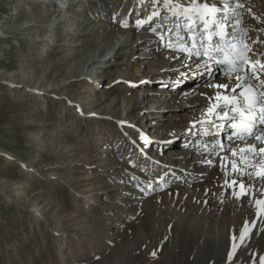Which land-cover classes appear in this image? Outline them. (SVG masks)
Here are the masks:
<instances>
[{"label":"rangeland","instance_id":"374dc122","mask_svg":"<svg viewBox=\"0 0 264 264\" xmlns=\"http://www.w3.org/2000/svg\"><path fill=\"white\" fill-rule=\"evenodd\" d=\"M233 1L231 18L248 42L255 37L244 15L251 12L263 21V6L259 8V0L222 3ZM58 3L65 9H56ZM161 3L0 0V264H169L171 254L183 257L180 236L167 232V222L177 226L184 212L174 211L162 187L142 197L157 171L140 161L138 145L147 157L157 159L158 147L171 141H197L220 153L230 148L226 141L242 140L245 146L246 138H238L237 130L220 144H208L207 133H199V139L196 133L179 137L173 130L179 127L162 116L151 117L186 104L181 98L160 100L168 98L166 89L178 92L202 85L210 90L213 86L204 84L228 69L216 62L225 58L221 53H213L210 65L204 60L185 66L186 71L161 69L159 63L164 65L171 50L168 43L174 40L165 36L166 22L168 32L172 24H180L173 14L163 17L165 23L159 14L153 16ZM138 19L142 23L136 27ZM116 22L132 26L134 47L118 45L122 37L114 29ZM189 29L195 30L194 24ZM176 35L185 46L191 45L183 38L188 29ZM199 36L204 43L203 31ZM100 51L105 55L98 60ZM136 67L140 74L133 72ZM135 101L139 103L134 106ZM190 108L200 111L198 105ZM183 118L188 122L189 117ZM229 121L223 122L227 130L234 128ZM203 122L210 123V118ZM197 123L189 120L184 131ZM169 149H163L166 156L160 160L171 165L174 152ZM180 150V163H186L184 148ZM182 170L191 174L184 166ZM136 210L139 213L129 219ZM126 220L118 237V225L123 227ZM145 221L150 224L145 226L147 243ZM177 230H183L181 225ZM195 254L190 264H195Z\"/></svg>","mask_w":264,"mask_h":264},{"label":"bare ground","instance_id":"6f19581e","mask_svg":"<svg viewBox=\"0 0 264 264\" xmlns=\"http://www.w3.org/2000/svg\"><path fill=\"white\" fill-rule=\"evenodd\" d=\"M223 1L225 0H201V2L208 3L209 5L215 4L219 9L215 14L228 30V40L225 43L227 49L223 52L224 55L227 53V56H230V53L234 54L235 51H245L249 53V58L252 60H259L264 63V44H260L264 41V14L262 17L263 21L251 12L244 15L243 21L246 28L249 32H254L255 37L250 38L248 42H244L241 37L239 24L231 18L235 14L230 11L232 6L235 7L234 1L227 4V7L222 3ZM176 4L187 7L190 4V0H178ZM258 5L259 8L263 6L262 9L264 10V0H259ZM57 6L56 9L58 10L65 9L63 3L62 5L58 3ZM156 12L159 14L160 22L164 23L163 17L173 14L171 8L165 7L164 0L158 5ZM239 13L238 15L242 19L243 14ZM179 18L180 24L178 26L172 24L170 32H168L170 23L166 22L165 36L170 35L174 40L169 41L168 44L171 47L170 55L164 58V65L159 63L160 68L168 72L176 69L186 71L188 69L185 66L199 64L204 60L207 65H210L211 63L209 62L213 61L214 58L209 60L204 59L206 57L204 55L205 48L208 46L205 42L202 43V36H199L202 31L199 17L195 14L192 15V20L195 21V30H193L195 33L189 27H186V25L191 24V21L183 15H179ZM137 21H140V19ZM137 26L138 23L136 24ZM131 27L126 26L123 22L115 23L114 29L122 37V39H118V45L129 44L132 47L135 46V41L132 38L134 30ZM185 28L188 29L189 35H184L183 38L189 40V43H191L188 46L182 43L183 39L177 40V35L173 36ZM54 32L56 31L54 30ZM181 35L178 37L181 38ZM193 36H195V41L193 40ZM254 40H258L259 44H254ZM193 43H195V48L193 47ZM197 52H199V55H197ZM101 54H103L101 51L98 55L96 54L98 60L101 58ZM150 55L153 54L150 53ZM210 55H212L211 51ZM180 60L183 62H180ZM166 66L167 69H164ZM139 68H134L133 72L140 74ZM258 68L259 66L257 65ZM246 69H248V65L241 68L239 75L252 86L250 92L255 96L258 92L264 91V87L260 86V81L264 80V71L262 74L257 71L259 79L255 77L249 79L252 76V70L246 71ZM132 74L131 76H133ZM236 76V71L231 72L222 69L214 80L204 84L213 86L210 90L201 88L203 87L202 85L194 88V90H180L178 92L166 89L169 94L168 98L164 99V97H161L160 100L166 101L170 99L174 102L178 98H181L186 101V104L179 105V108L172 107L171 111L155 113L151 117L162 116L167 119V123L179 127V129L173 128L179 137L194 135L196 133L195 138L199 139L201 138L199 133L203 132L207 133L208 144L213 143L214 140H219L220 144L222 138L232 135L234 129L230 130L228 128L227 130V125L223 124L227 118H221L222 111L220 108H217L214 113H209L208 108L215 103L214 97L217 92L225 95L234 94H230V89H219L214 87V85L227 83L235 87L237 83H241V81L236 80ZM242 90L244 89L237 88L235 94L238 95ZM151 92L157 93L158 91L151 90ZM182 92L185 93L181 95ZM155 99L158 100V98ZM138 103V101H135L134 106ZM192 105L200 106V111L196 112L195 109L193 111V108H190ZM224 111H228V109H224ZM184 114L186 117H189L188 122L189 120H193L199 121V123L184 131V127L188 125L187 120L183 118ZM176 117H178L177 120L175 119ZM231 117H235L234 121L240 124L241 117L239 115L229 111V118ZM204 118H210V123L203 122ZM255 121L254 125L250 122V119H247L244 123L253 134L256 132V135H258L264 132V124L258 122L257 119ZM208 129H212L215 134L209 135ZM170 130L171 128L164 131ZM140 131L143 133V130ZM253 134L249 136L246 133H241L246 138L245 146H243L244 141L241 142L242 140L235 139V142L226 141L230 148H224L220 153H217L219 151L218 148L212 145H208L205 148L204 144H198L197 141L192 144L182 141L183 145H180V140H177L158 147L155 153L157 159H151L147 157L143 146L138 145L142 151V154L139 155L140 161L146 160V167L157 171L150 183V190L142 191V197L147 198L152 194H156L158 193V189L162 187L164 197L170 202V206L173 207L174 211L176 213L184 212V216L179 218L180 223L177 226L171 222H167V232L173 238H176L175 236L178 234L183 250H185L183 257L176 253L171 254V262L169 264H190L189 259L195 252V264H264V212H259L255 203L256 200H264V178L257 175L264 168V163H262L264 162V153L259 152V149L264 148V139L257 140ZM236 136L240 138L239 135ZM134 141L138 144L137 138ZM167 145L171 148L169 150L174 152L171 165L163 163L160 160L166 156H163V149L168 147ZM174 148H177L176 151H173L175 150ZM181 148H184L183 156H186V163H180L179 156H182ZM151 149L152 145L149 150ZM233 161H235L237 166L235 169L232 167ZM182 166H184L186 171H191V174L183 172ZM212 169L214 171H211ZM133 171L137 173L136 171L140 170ZM136 182V186L141 185L140 180ZM148 184L149 182L145 185L147 186ZM241 184L244 185L247 195L238 198L235 193L240 192ZM137 213H139L137 210L132 212L129 219L133 218ZM147 220L149 221L148 218ZM144 224L145 232L143 236L144 241L147 243L150 240L146 234V227L150 228V224L147 221ZM123 225V227L118 225V237L123 234L122 231L128 225L127 220L124 221ZM180 225L183 228L181 232L177 230ZM230 261L237 263H230ZM93 262V264L97 263L96 261Z\"/></svg>","mask_w":264,"mask_h":264},{"label":"snow or ice","instance_id":"6c2138e0","mask_svg":"<svg viewBox=\"0 0 264 264\" xmlns=\"http://www.w3.org/2000/svg\"><path fill=\"white\" fill-rule=\"evenodd\" d=\"M164 5L165 7L171 8L174 16L183 15L189 21H191V24L186 25V27L191 28L192 24L195 23V21L192 20L193 14L197 15L199 19L203 21L205 30H207L209 24L208 20L205 19L206 16H212L213 17L212 23L216 24L214 17H215V13L218 12L219 9L215 6V4L209 5L208 3L201 2V0H190V4L187 7H185L183 5L173 4V0H164ZM225 7H227V4H225ZM155 15H158V13H153V16ZM149 19H151V17H149ZM137 23L138 24L142 23V21H137ZM216 27L220 28L221 26L217 24ZM212 35H217L221 38V40H223L225 33L222 30L215 33H209V37H208L209 40H211ZM193 40L195 41V36H193ZM193 47L195 48V43H193ZM210 51L224 52V48L222 47L221 44H216L214 48H212L211 45L206 47L204 55L209 56V58L212 59V57L210 56ZM197 55H199V52H197ZM238 59L241 61L239 68L235 66L234 60H230L227 58V53H225V59L216 61L218 64L228 63L229 65H231L232 69L237 72L236 80L241 81V83H237L235 87H232L230 84L227 83H220L214 85V87L219 89H225V90L230 89V91L234 94L225 95L222 94L221 92H217L214 97L215 103L208 108V112L214 113L216 112L217 108H220L222 111V116H221L222 119L229 118V111L239 115L241 117V122L239 125L240 131H238L236 135H239L240 138L243 139L244 136L241 135V133H246L249 136L253 134L250 128L244 123V117L246 112L253 117V120L251 121L253 125L256 119H258L261 124H264V93L260 94L259 102L261 104V107L259 110V115L255 116L253 113V108L257 103V97L253 96L250 92L252 86L249 85L247 81H245L244 78L239 75L240 68H243L245 65H248V69H246V71H248L249 69L252 70V76L249 77V79H251L252 77L259 79L257 75V71H264V63H262L259 60H252L251 58L245 57L243 54H241L238 57ZM257 65L259 66L258 69H257ZM260 86L264 87V80L260 81ZM237 88H243L244 90L240 91L237 95L235 94ZM224 109H228V111H224ZM231 119L235 120V117H231ZM233 126L236 127V125ZM262 137H264V132H262L260 135H257L256 139L261 140ZM259 152L264 153V148L259 149ZM233 154L235 155V153ZM232 167L233 169L237 167L235 161L232 162ZM257 175L260 176L261 178H264V168H262L261 171L257 173ZM240 189L241 190L239 193H235V195H237L238 198L247 195V192L243 184L240 185ZM255 203L258 211L264 212V200H256ZM241 239H243V237H241Z\"/></svg>","mask_w":264,"mask_h":264}]
</instances>
